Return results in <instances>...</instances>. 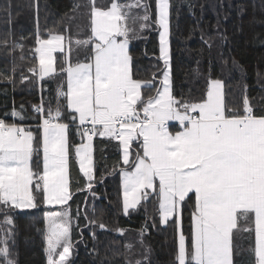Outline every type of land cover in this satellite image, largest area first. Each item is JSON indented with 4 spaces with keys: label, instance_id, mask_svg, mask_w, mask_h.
<instances>
[{
    "label": "snow or ice",
    "instance_id": "6c2138e0",
    "mask_svg": "<svg viewBox=\"0 0 264 264\" xmlns=\"http://www.w3.org/2000/svg\"><path fill=\"white\" fill-rule=\"evenodd\" d=\"M81 7L88 10L89 35L76 39V48L68 37L66 67L57 71L53 56L64 53L66 37L54 32L46 39L36 35L39 78L66 75V91L63 83L58 86L55 107L49 101L45 108L43 99L33 106L40 121L35 131L0 118V264H16L9 243L14 236L11 213L37 209L41 202L46 208L61 206L45 211L46 264H71L74 218L69 201L77 192L95 197V184L104 180L103 173L99 180L95 175L93 137L117 141L123 164L130 166L131 170L120 169L124 215L146 200L151 189L159 202L161 225L175 222L176 264H236V238L243 233L254 234V245L247 249L254 256L250 264H264V115L255 114L247 96L242 110L229 107L219 79H209L199 99L175 95L170 0H155L154 21L147 0H110L105 5L87 0L74 4L72 11ZM153 23L159 34L162 78L153 73L150 79H139L133 71L131 44L145 39L142 33ZM29 71L37 75L35 67ZM145 91L153 94L145 96ZM10 115L26 118L15 108ZM73 127L81 139L74 150L83 187L81 178L71 172ZM190 202L189 242L182 221ZM79 215L78 209L77 221ZM96 224L88 220V225ZM98 226L106 229L102 221ZM115 230L123 234L122 229Z\"/></svg>",
    "mask_w": 264,
    "mask_h": 264
},
{
    "label": "trees",
    "instance_id": "16d2710c",
    "mask_svg": "<svg viewBox=\"0 0 264 264\" xmlns=\"http://www.w3.org/2000/svg\"><path fill=\"white\" fill-rule=\"evenodd\" d=\"M109 2L96 0L97 5ZM147 2L151 4L154 21L155 0ZM86 3L87 0H0V118L35 131L40 121L32 111L33 106L43 99L45 108L49 101L55 107L58 86L63 83L66 91V75L39 78V64L34 52L36 35L39 32L46 39L54 32L66 37V53L55 56V68L58 71L61 66L66 67L68 37L72 38V48H76L75 40H83L89 35L88 10L81 7L77 12L72 11L74 4ZM170 4V69L175 95L199 99L206 91L208 80L219 79L223 82L229 107L242 110L247 96L255 114L264 115V0H170ZM66 28L70 31H65ZM155 29L153 23L151 30L142 33L145 39L131 44L136 78L150 79L153 73L160 78L162 74L164 66L157 59L158 31ZM72 59L75 62V52ZM80 59H84L83 48ZM33 67L37 69V75L29 71ZM151 94L144 93L145 96ZM13 108L22 111L26 118L23 121L13 118L10 115ZM5 113L9 115L4 116ZM69 140L73 145L72 176L80 177L83 187L74 150L81 139L75 127L70 130ZM93 142L95 175L99 180L103 173L104 180L95 184V197L88 191L77 192L69 201L74 218L71 264H136L138 260L142 264H176L175 222L161 225L159 202L153 193L147 202L125 217L120 175V169L125 167L116 147L118 142L101 137H93ZM132 159H135L134 155ZM125 169L131 170L130 166ZM72 190L75 191V186ZM190 204L184 206L182 221V230L189 242ZM60 207L46 208L41 202L37 209H17L11 213L14 225L9 227L14 228V236L9 243L16 264H46L44 215L46 210L55 211ZM85 215L97 224L88 225ZM101 221L106 229L99 228ZM117 228L122 229L123 234L116 231ZM236 243L239 246L236 264H250L254 256L247 249L254 245V234L252 237L247 233L238 234Z\"/></svg>",
    "mask_w": 264,
    "mask_h": 264
},
{
    "label": "rangeland",
    "instance_id": "374dc122",
    "mask_svg": "<svg viewBox=\"0 0 264 264\" xmlns=\"http://www.w3.org/2000/svg\"><path fill=\"white\" fill-rule=\"evenodd\" d=\"M158 47H159V34H158ZM169 48H170V46H169ZM66 53V46H65V51H64V53L63 54H65ZM58 54H61L60 52H55V53H53V56H54V58H55V56L56 55H58ZM159 55H160V52H159ZM161 63L163 64V62L161 61ZM38 64H39V61H38ZM164 66V65H163ZM54 67H55V62H54ZM54 75V74H53ZM50 76H48V77H44L43 79H47V78H49ZM160 78H162V74H161V76H160ZM85 143H87V141L85 140ZM123 163V162H122ZM123 167H125V168H127L128 167V165H124L123 164ZM82 174V173H81ZM121 190H122V199H123V189H122V182H121ZM153 193V191L151 190V189H149L148 190V194L149 195H151ZM154 194V193H153ZM148 195V196H149ZM150 197H148L146 200H142L141 201V203L137 206V208L136 209H130L129 210V212H133V211H135V210H137L144 202H147L148 201V199H149ZM54 205V204H53ZM49 207H52L51 205H48ZM159 206V205H158ZM54 207V206H53ZM56 207H59V205H57ZM125 217H127L126 215H124ZM171 221V220H170ZM163 227L165 226V225H162ZM71 257V256H70Z\"/></svg>",
    "mask_w": 264,
    "mask_h": 264
},
{
    "label": "crops",
    "instance_id": "0c3cea01",
    "mask_svg": "<svg viewBox=\"0 0 264 264\" xmlns=\"http://www.w3.org/2000/svg\"><path fill=\"white\" fill-rule=\"evenodd\" d=\"M51 77V76H50ZM170 124H175V122H170ZM173 131H175L176 129L175 128H172ZM76 162H77V158H76ZM78 164V163H77ZM52 207H56L57 205H51ZM49 207V206H48ZM25 210V209H24ZM71 258V257H70Z\"/></svg>",
    "mask_w": 264,
    "mask_h": 264
},
{
    "label": "built area",
    "instance_id": "2783aa9c",
    "mask_svg": "<svg viewBox=\"0 0 264 264\" xmlns=\"http://www.w3.org/2000/svg\"><path fill=\"white\" fill-rule=\"evenodd\" d=\"M39 104H41V103H39ZM39 104H38V105H39ZM32 111H33V110H32ZM33 113H34V112H33ZM34 114H35V113H34ZM35 115H36V114H35ZM89 127H90V125H89Z\"/></svg>",
    "mask_w": 264,
    "mask_h": 264
}]
</instances>
